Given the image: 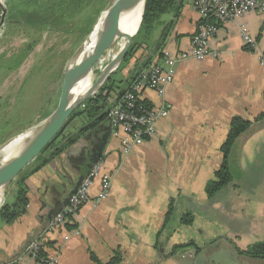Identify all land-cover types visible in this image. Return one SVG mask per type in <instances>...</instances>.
Returning a JSON list of instances; mask_svg holds the SVG:
<instances>
[{
    "label": "crops",
    "instance_id": "crops-1",
    "mask_svg": "<svg viewBox=\"0 0 264 264\" xmlns=\"http://www.w3.org/2000/svg\"><path fill=\"white\" fill-rule=\"evenodd\" d=\"M169 22L161 51L173 56L190 51L198 26L192 0H182L177 15L162 16L157 40ZM242 25L256 41L257 51L243 45ZM209 46L217 58L177 63L163 97L150 90L142 92V101L154 109L167 106L168 115L155 123L154 135L140 146L124 153L120 137L104 121L28 178L25 214L0 231V264L16 258L44 229L54 209L85 176L101 143L98 162L110 177V194L91 202L98 190L95 182L90 201L75 219L79 234L67 242L63 233L46 235L45 252L57 254L56 264H95L90 254L105 263L117 250L122 264H187L176 260L175 246L217 251L222 244L241 249L264 241V12L217 24ZM144 56L145 51H138L121 69V83L116 86L129 83L135 61ZM159 61L153 56L151 64ZM119 94L116 90L112 103ZM234 117L251 122L236 143L237 162L242 170H260V177L240 179L231 185L233 189L225 187L209 199L204 188L221 166L220 147ZM82 119L81 126L71 130H76L74 135L78 128H87ZM170 204L173 217L166 225ZM186 213L193 219L189 226L181 221ZM166 230L174 234L167 238ZM188 251L180 259L194 258L191 264L198 263L201 255Z\"/></svg>",
    "mask_w": 264,
    "mask_h": 264
},
{
    "label": "trees",
    "instance_id": "trees-1",
    "mask_svg": "<svg viewBox=\"0 0 264 264\" xmlns=\"http://www.w3.org/2000/svg\"><path fill=\"white\" fill-rule=\"evenodd\" d=\"M100 3L101 0H7L4 20L8 23L17 22L22 24L23 27L35 30L52 32L62 31L68 33L71 31L70 23L72 19L92 9L90 16H84L78 27L80 35L83 34V36L86 37L90 33L100 13V9L98 8ZM181 3L182 0H146L140 27L118 70L129 64L138 51H145L146 56H144L143 60L140 59L135 61L132 75L129 79V83L126 85L123 84L122 87L116 86L111 76L97 95L84 101V103L71 115L65 127L31 163L33 166L29 170H24L18 174L13 183L15 188L14 203L12 205L4 203L0 207V217L6 224L14 223L26 212L28 206V178L39 169L46 166L53 158L61 155L65 149L75 144L86 132L95 129L102 122L107 121V111L115 103H112V96L116 93V90H120V94L118 95L119 98L120 95L128 90L134 78L152 63L153 56H156L157 61L162 59L164 52L161 50L171 27V23L169 22L164 25L162 33L155 43L150 44L148 40L154 33L156 26L159 25L162 16L166 14L177 15L181 9ZM23 52L24 51L20 52L21 54H19V57L23 56ZM20 60L19 58V62ZM19 62L15 63V66H17ZM139 103L144 107L152 108L146 101L141 100ZM79 117H83L86 120L88 124L87 128L78 131L73 137H64L63 134L67 126ZM261 118L262 117H259L257 120ZM250 126L251 122L239 117L232 118L227 136L220 147V153L222 155L221 166L214 173L213 180L209 181L204 188L205 194L209 199L218 191L231 184L232 176L230 173L229 158L232 153H234L238 139L246 133ZM172 217L173 208L172 204H170L165 218L166 225ZM192 220V215L189 213L184 214L181 219L182 223L186 226L191 225ZM74 227L75 225L72 226L67 223L62 231L68 233L69 230H74L76 228ZM40 241L42 243V249L39 253V257L41 258L48 255L45 249H43L45 243L42 242V239ZM181 248H183V246H175L172 249V253ZM237 254L249 259L264 260V241L255 243L245 250L238 249ZM90 260L95 264H122V254L119 250L115 251L112 257L105 263L100 262L95 255L90 254Z\"/></svg>",
    "mask_w": 264,
    "mask_h": 264
},
{
    "label": "rangeland",
    "instance_id": "rangeland-1",
    "mask_svg": "<svg viewBox=\"0 0 264 264\" xmlns=\"http://www.w3.org/2000/svg\"><path fill=\"white\" fill-rule=\"evenodd\" d=\"M6 1L7 0H2V4L5 6ZM109 1L111 0H101L100 5H98L100 13L110 3ZM91 10L89 9L84 12V14L74 17L70 23L71 31L68 33L62 31L52 32L35 30L23 27L22 24L17 22L8 23L4 20V24L0 26V145L7 139L19 134L21 131L31 126L38 125L39 122L45 119L46 116L59 104L62 98L60 90L63 85V72L65 65L72 53L85 40L83 34L80 35V32L78 31V27L80 26L79 23L83 20L84 16H90ZM158 30L159 27L156 26L148 43L153 44L154 41L157 40ZM21 51H24L22 54L23 56L19 57ZM19 58L21 59L20 62ZM107 59L102 63L96 61L91 66L90 75L92 76L93 84L113 57H108ZM18 62L19 64L15 66V63ZM121 69L123 68H120L116 73L112 74L115 84L121 83L118 82L122 78ZM95 95H97V93L93 96ZM82 121V117L74 120V122L67 126L63 135L73 137L76 130L72 133L71 130L80 127ZM81 129L82 128H78L79 131ZM237 159L238 155L235 153H232L229 158L232 182L227 186L228 189H233V186L231 185L240 179L260 177V170H242ZM32 166L33 164H30L24 170H29ZM13 183L14 181H12L5 189L3 195L4 200L1 206L4 203L8 205L14 203L15 188ZM77 215L78 213L69 217L68 223L70 225L73 226L75 224ZM4 225L9 224H6L0 217V231ZM42 231L32 239L40 238V240L42 239V242L45 243L46 235L53 232L48 231L47 233H42ZM74 231H78V228L69 230L68 233H63V242H67L71 237L76 236L72 235L68 240H64L65 235L73 234ZM59 233L62 232H58V234ZM172 234L174 233H170V231L166 230L165 235L167 238L171 237ZM45 246L46 245L44 244L43 249H45ZM238 247L241 248L240 246ZM204 248L206 250H203V248H196L194 245L185 246L177 251L176 254L178 256L176 258L179 259L176 260L182 263L191 264L194 258L192 260L180 259L183 258V256H187V253L189 252L188 249H190L196 251L198 256L199 254L201 255L202 259L199 257L197 258L199 264H264V260L254 261L238 255L237 247L232 248L231 246L227 247L225 244H222V248L217 251L210 250L206 246ZM246 248H241L239 250H245ZM234 255H236V257L239 256L241 260L235 258ZM55 256L57 261V254ZM245 258L249 260H246ZM9 261H4V263Z\"/></svg>",
    "mask_w": 264,
    "mask_h": 264
},
{
    "label": "built area",
    "instance_id": "built-area-1",
    "mask_svg": "<svg viewBox=\"0 0 264 264\" xmlns=\"http://www.w3.org/2000/svg\"><path fill=\"white\" fill-rule=\"evenodd\" d=\"M192 6L198 16L197 30L191 37L192 49L175 56L164 52L159 62L150 64L134 78L128 90L120 95L107 111L106 118L111 133L120 137L121 149L124 153L152 137L155 123L168 115L167 106L154 109L141 105L139 102L142 92L150 90L161 98L166 86L173 81L177 63L187 59L195 61L216 59L218 54L210 49L209 43L216 32L217 24L237 21L253 12H264V0H192ZM239 33L243 45L257 51V43L245 26L239 28ZM95 182L98 184V190L91 202L98 203L109 196L111 189L110 177L103 172L101 162H97L92 167L67 204L49 219L42 233L48 231L65 233L62 230L68 223L69 217L78 213L81 207L90 201L91 189ZM72 235H78V231L65 235L64 240H68ZM41 249L40 238L32 239L16 258L4 264H21L26 260L33 264H56V256L40 258Z\"/></svg>",
    "mask_w": 264,
    "mask_h": 264
},
{
    "label": "water",
    "instance_id": "water-1",
    "mask_svg": "<svg viewBox=\"0 0 264 264\" xmlns=\"http://www.w3.org/2000/svg\"><path fill=\"white\" fill-rule=\"evenodd\" d=\"M146 0H118L113 6L109 4L102 10V12L109 9L103 24L98 32L97 38L93 44L88 41L93 33L94 25L100 18L98 15L90 33L85 37V40L72 53L68 59L63 72V85L61 88V100L56 108L43 119L40 124L38 132L29 138L15 156L0 166V187H7L28 165H30L47 147V145L57 136V134L65 127L71 115L86 101L98 93L108 79L114 74L121 65L125 55L132 45L142 20ZM139 9H142L139 24L133 35H128L122 31L121 24L126 21H132ZM6 13V6L0 0V26L4 24V16ZM124 37L126 43L121 50L113 57L109 64L105 67L96 82L90 87L87 94L83 97L76 98L73 95L79 80L84 75L90 74L91 66L96 62L99 56L109 48L115 46L120 38ZM108 123V122H107ZM109 126V124H107ZM33 127V126H31ZM31 127L21 131L19 134L9 138L0 145V149L9 141L18 138ZM110 129V126H109ZM108 129V131H109ZM106 135L102 138V142ZM92 157L88 164L85 176L80 178L76 183L74 189L70 192L68 197L54 209L49 218H53L59 211L67 204L68 200L75 194L78 187L81 185L83 179L90 172L92 167L98 162L101 146Z\"/></svg>",
    "mask_w": 264,
    "mask_h": 264
},
{
    "label": "bare ground",
    "instance_id": "bare-ground-1",
    "mask_svg": "<svg viewBox=\"0 0 264 264\" xmlns=\"http://www.w3.org/2000/svg\"><path fill=\"white\" fill-rule=\"evenodd\" d=\"M118 0H111L110 6H113ZM109 11L106 10L101 13L100 18L94 25V30L93 33L88 41V43L91 45L94 43V41L97 38L98 32L103 24V21L106 17L107 12ZM142 9H139L137 12L136 17L132 21H126L123 24H121L122 31L128 35H133L138 24L140 21V15H141ZM126 43V39L124 37L120 38L118 43L113 46L112 48H109L108 50L104 51L99 58L96 60L98 63H102L106 61L108 57H114L120 50L123 48V46ZM108 60V59H107ZM100 76V75H99ZM98 79V78H97ZM93 85V80L92 76L90 74L84 75L83 78H81L74 89L73 95L78 98V97H83L87 94L89 91L90 87ZM40 128V124L35 125L31 127L29 130L24 132L21 136H19L16 139H13L9 141L7 144H5L1 149H0V166L11 160L15 154L20 150V148L25 144V142L31 138L33 135H35ZM7 187L2 188L0 187V206L4 200V191Z\"/></svg>",
    "mask_w": 264,
    "mask_h": 264
}]
</instances>
